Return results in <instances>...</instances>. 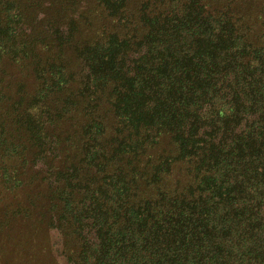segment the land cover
Segmentation results:
<instances>
[{
  "label": "trees",
  "instance_id": "obj_1",
  "mask_svg": "<svg viewBox=\"0 0 264 264\" xmlns=\"http://www.w3.org/2000/svg\"><path fill=\"white\" fill-rule=\"evenodd\" d=\"M78 1L47 34L0 0V193L43 165L70 264H264V4L94 0L72 71Z\"/></svg>",
  "mask_w": 264,
  "mask_h": 264
},
{
  "label": "rangeland",
  "instance_id": "obj_2",
  "mask_svg": "<svg viewBox=\"0 0 264 264\" xmlns=\"http://www.w3.org/2000/svg\"><path fill=\"white\" fill-rule=\"evenodd\" d=\"M22 4L24 20L28 27L43 28L47 34H53L54 29L65 32V23H57L60 5L65 0H18ZM220 4H231L244 12L247 21L252 22L257 6L264 0H214ZM101 10L94 0H79L73 9L61 10L64 18L75 17L79 21L75 37L65 46V62L72 71L79 70V64L73 49L81 38H89L98 33L102 26ZM264 18V12L261 14ZM57 20V21H55ZM56 24H51L52 22ZM100 25V27H99ZM99 27V28H98ZM81 41V40H80ZM79 41V42H80ZM7 72L5 81L9 84L26 82L32 91L36 86L33 77L26 76L15 64L5 61L2 65ZM11 82V83H10ZM14 93L13 90L10 91ZM41 163L25 168V178L35 175L32 185H26L24 190L12 195L9 192L0 193V264H70L61 254V240L58 232L48 227V185L42 176ZM42 168V167H41ZM8 210L13 212L8 213Z\"/></svg>",
  "mask_w": 264,
  "mask_h": 264
}]
</instances>
